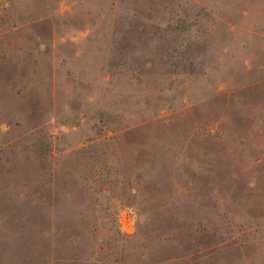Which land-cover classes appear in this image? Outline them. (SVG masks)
<instances>
[{"label": "rangeland", "instance_id": "1", "mask_svg": "<svg viewBox=\"0 0 264 264\" xmlns=\"http://www.w3.org/2000/svg\"><path fill=\"white\" fill-rule=\"evenodd\" d=\"M0 264H264V0H0Z\"/></svg>", "mask_w": 264, "mask_h": 264}]
</instances>
